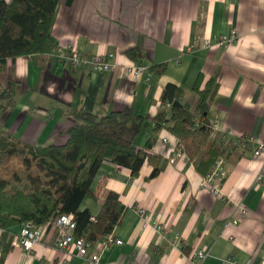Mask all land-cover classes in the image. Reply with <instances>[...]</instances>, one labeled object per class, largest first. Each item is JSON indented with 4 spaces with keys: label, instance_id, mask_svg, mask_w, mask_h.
<instances>
[{
    "label": "crops",
    "instance_id": "1",
    "mask_svg": "<svg viewBox=\"0 0 264 264\" xmlns=\"http://www.w3.org/2000/svg\"><path fill=\"white\" fill-rule=\"evenodd\" d=\"M232 30L236 41L213 46ZM59 45L74 46L82 56L111 52L122 65L141 63L148 79L131 83L121 69L72 68L51 55ZM161 63L164 71L152 75L148 68ZM198 74L202 84L209 77L217 84L206 114L217 128L209 141L221 147L222 130L263 140L264 0H56L48 46L41 54L6 60L0 73L13 99L0 111L2 133L28 145H59L77 123L73 111L132 113L147 123L135 147L151 138V151L166 164L150 177L146 163L136 175L100 163L90 183L93 198L84 197L79 209L95 216L106 192L113 191L124 210L110 231L121 243L97 250L96 262L89 259L91 246L82 256L60 250L53 244L55 231L45 229L28 252L9 245L1 255L7 238L0 235V264H222L224 258L264 264V154L236 144L224 158L219 193L211 195L199 188L203 175L193 162L178 155L175 138L165 128L151 129L154 115L169 107L160 100L166 84L179 87L180 100L196 113L190 88ZM238 205L247 213L240 215ZM156 221L163 226L159 232ZM200 249L208 255L192 259Z\"/></svg>",
    "mask_w": 264,
    "mask_h": 264
},
{
    "label": "trees",
    "instance_id": "2",
    "mask_svg": "<svg viewBox=\"0 0 264 264\" xmlns=\"http://www.w3.org/2000/svg\"><path fill=\"white\" fill-rule=\"evenodd\" d=\"M56 0H0V73L6 60L22 55H38L49 43V29ZM165 64L150 66L152 75L164 71ZM198 74L191 85L196 95L195 114L187 102L181 101V89L166 84L160 100L169 107L158 111L152 119V131L165 128L176 140L184 156L205 176L218 157L232 154L236 144L221 147L209 141L210 125L206 114L216 93V82L209 77L203 84ZM0 80V111L12 104L11 87ZM11 85V84H10ZM77 123L67 131V139L59 145H28L12 141L0 130V228L7 238L1 248H9V231L30 220L41 225L59 214L71 215L72 235L89 246L119 224L124 210L117 193L107 191L98 212L91 216L79 209L84 197L93 198L90 183L100 163L108 161L128 168L136 175L143 163L151 166L150 177L156 176L166 160L151 151L148 138L142 148L134 141L147 123L140 115L110 111L104 115L72 112ZM93 217V220H90ZM2 257H0V263Z\"/></svg>",
    "mask_w": 264,
    "mask_h": 264
},
{
    "label": "built area",
    "instance_id": "3",
    "mask_svg": "<svg viewBox=\"0 0 264 264\" xmlns=\"http://www.w3.org/2000/svg\"><path fill=\"white\" fill-rule=\"evenodd\" d=\"M236 32L235 30L231 31L230 37H222L220 36L213 46H221L230 41H236ZM204 44L208 47H211L207 41H204ZM51 55L55 58L57 62H67L72 68H85L89 67L97 72H114L116 70L121 69L125 78H127L131 83L136 82L141 78L144 80L148 79L147 69L141 63L136 64H118L114 61V54L108 52L106 54H91L88 56H82L81 53L71 45L65 46H53L51 48ZM210 125V134L213 136V131L216 130V123L209 122ZM165 141V138L161 139ZM220 142L225 145L229 144H239L241 146H247L250 148L251 152L254 155L264 154V138L263 140L256 142L253 141L250 137H237L233 134H229L224 130L220 133ZM182 153L179 152L178 155ZM223 164L224 158L222 156H218L212 163L209 172L202 177L199 188L204 190L211 195H217L219 193V187L223 179ZM240 215L246 214V209L242 205L236 206ZM138 212L140 214L143 213L142 209H139ZM90 220H93V217H90ZM144 222H146L147 217L143 218ZM162 224L159 221L155 222V228L159 232L162 230ZM74 228V222L72 220L71 215L59 214L53 220L48 221L44 224L38 225L33 223L30 220H26L19 225V229L17 232L11 234L10 246L19 247L25 252H28L32 245L39 241L41 238L43 230H54L55 231V239L54 246L60 250H75L76 255L82 256L84 255L86 249L89 245L82 238H74L72 235V231ZM3 230L0 228V234ZM121 241L112 236L111 232L103 234V236L97 240L92 249L94 251L90 254L89 259L92 262L97 261V250H101L111 244L119 245ZM208 255V250L200 249L197 252H194L190 257L192 259H202L203 257ZM222 264H239L235 260L224 258L221 260Z\"/></svg>",
    "mask_w": 264,
    "mask_h": 264
}]
</instances>
